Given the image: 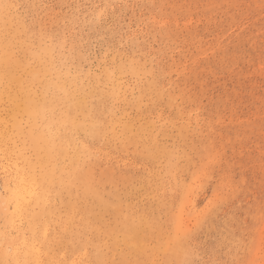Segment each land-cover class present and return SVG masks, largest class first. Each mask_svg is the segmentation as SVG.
I'll return each mask as SVG.
<instances>
[{
	"label": "rangeland",
	"instance_id": "1",
	"mask_svg": "<svg viewBox=\"0 0 264 264\" xmlns=\"http://www.w3.org/2000/svg\"><path fill=\"white\" fill-rule=\"evenodd\" d=\"M0 37V264H264V0H0Z\"/></svg>",
	"mask_w": 264,
	"mask_h": 264
},
{
	"label": "bare ground",
	"instance_id": "2",
	"mask_svg": "<svg viewBox=\"0 0 264 264\" xmlns=\"http://www.w3.org/2000/svg\"><path fill=\"white\" fill-rule=\"evenodd\" d=\"M4 9V8H3ZM4 19V18H3ZM14 20V19H13ZM26 22V21H25ZM33 35V34H32ZM32 37V36H31ZM39 37V36H38ZM11 43H14L13 40H4L0 37V84L6 83L7 85H23L22 79L16 75L15 68L19 66V60L15 58L14 53L11 50ZM62 51V50H61ZM22 58V57H21ZM57 59V58H56ZM38 60H41L40 57ZM35 62V61H34ZM38 62V61H37ZM24 76V75H23ZM53 76V74H52ZM31 91V90H30ZM38 91V90H37ZM32 95V94H31ZM60 96V95H58ZM48 100V99H47ZM18 127V126H17ZM1 130V129H0ZM2 135V134H1ZM7 137V136H6ZM1 138V137H0ZM33 143L35 142L32 140ZM5 142V141H4ZM7 142V141H6ZM8 142H10L8 140ZM8 144V143H7ZM10 144V143H9ZM35 145V144H33ZM7 146V145H5ZM10 146V145H9ZM7 148H10L7 146ZM3 150V149H2ZM2 150H0L2 152ZM5 151V148H4ZM8 152V151H7ZM6 152V153H7ZM3 153V152H2ZM11 153V152H10ZM8 153V154H10ZM11 155V154H10ZM12 157V156H11ZM5 159V158H4ZM2 161V160H1ZM6 163V162H5ZM6 166V165H5ZM14 166V165H13ZM31 167V166H30ZM30 170V169H29ZM23 173V172H22ZM31 173V172H30ZM14 174V173H13ZM26 174V173H25ZM16 175V174H15ZM21 175V174H20ZM19 177V176H18ZM25 177V176H24ZM23 178V177H22ZM28 178V177H27ZM9 180V179H8ZM25 179L23 178L24 181ZM18 182V183H19ZM15 183V182H13ZM17 184V183H16ZM15 184V185H16ZM33 186V185H32ZM13 187V185H12ZM8 188V187H7ZM31 188V187H30ZM33 190V189H32ZM26 183L22 182V184H19L17 186H14L13 189L9 190V196L7 200L3 201L6 202V206L3 207L4 209L7 207V210L9 211L10 208L14 210V212H28L30 207V201L27 200L26 195ZM30 191V190H29ZM32 193V192H31ZM25 198V199H24ZM23 199V200H22ZM1 201V200H0ZM4 202V204H5ZM1 203V202H0ZM3 204V205H4ZM2 205V206H3ZM2 209V208H1ZM14 215V213H13ZM18 215V214H17Z\"/></svg>",
	"mask_w": 264,
	"mask_h": 264
}]
</instances>
